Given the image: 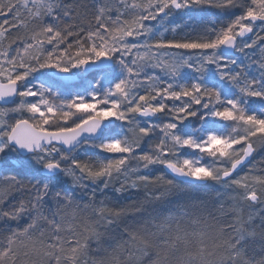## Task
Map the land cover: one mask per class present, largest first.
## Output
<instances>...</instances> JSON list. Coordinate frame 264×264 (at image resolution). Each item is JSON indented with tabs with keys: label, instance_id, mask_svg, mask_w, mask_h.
Instances as JSON below:
<instances>
[{
	"label": "snow or ice",
	"instance_id": "1",
	"mask_svg": "<svg viewBox=\"0 0 264 264\" xmlns=\"http://www.w3.org/2000/svg\"><path fill=\"white\" fill-rule=\"evenodd\" d=\"M262 33L264 0H0V264H264Z\"/></svg>",
	"mask_w": 264,
	"mask_h": 264
},
{
	"label": "trees",
	"instance_id": "2",
	"mask_svg": "<svg viewBox=\"0 0 264 264\" xmlns=\"http://www.w3.org/2000/svg\"><path fill=\"white\" fill-rule=\"evenodd\" d=\"M202 32H203V25L196 24V25H192L191 27H186L183 30H179L176 35H177V38H181L184 36H190L191 38H196ZM262 34H264V33H262ZM172 35H170V38H172ZM168 38H169V36H168ZM76 83L77 82H75L74 84H76ZM262 154H264V153L258 152L256 154V161H258L260 159V155H262ZM82 158H86V157L82 156ZM254 163H255V161H254ZM191 191H192L193 195H195L199 198H209V197L214 195V190L211 188L195 189V190H191ZM124 197H129L130 199L135 200L137 198H141L142 193L138 194L135 191H131V192L125 193ZM113 202H114V199H113ZM120 203L127 204V203H129V199L122 198L120 200Z\"/></svg>",
	"mask_w": 264,
	"mask_h": 264
},
{
	"label": "rangeland",
	"instance_id": "3",
	"mask_svg": "<svg viewBox=\"0 0 264 264\" xmlns=\"http://www.w3.org/2000/svg\"><path fill=\"white\" fill-rule=\"evenodd\" d=\"M177 22H180V17H175V18H173V20H172V23H177ZM191 27V26H190ZM184 29V28H183ZM179 31V30H178ZM165 35L168 37L169 36V38H170V35H172V33H165ZM239 55V54H238ZM246 62V61H245ZM74 86L75 87H79V82L77 81V83L76 84H74ZM245 170H247V169H245Z\"/></svg>",
	"mask_w": 264,
	"mask_h": 264
}]
</instances>
